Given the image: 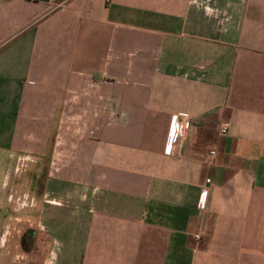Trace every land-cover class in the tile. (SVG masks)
<instances>
[{
    "label": "crops",
    "instance_id": "1",
    "mask_svg": "<svg viewBox=\"0 0 264 264\" xmlns=\"http://www.w3.org/2000/svg\"><path fill=\"white\" fill-rule=\"evenodd\" d=\"M0 264H264V0H0Z\"/></svg>",
    "mask_w": 264,
    "mask_h": 264
},
{
    "label": "built area",
    "instance_id": "2",
    "mask_svg": "<svg viewBox=\"0 0 264 264\" xmlns=\"http://www.w3.org/2000/svg\"><path fill=\"white\" fill-rule=\"evenodd\" d=\"M230 128V121H223L220 125V132L222 135H226ZM186 130V123L181 118V116H176L173 120V123L170 126V131L168 135V142L166 145V153L171 154L174 148L175 143L184 135V132ZM216 151L212 150L210 151V157H215ZM207 182H210V179L206 180ZM206 191H204V197L201 199V206L204 207L206 203ZM203 233L196 234V238H201Z\"/></svg>",
    "mask_w": 264,
    "mask_h": 264
}]
</instances>
